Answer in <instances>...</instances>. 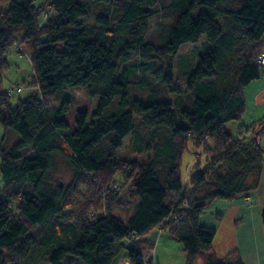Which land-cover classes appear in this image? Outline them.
<instances>
[{
    "label": "trees",
    "instance_id": "16d2710c",
    "mask_svg": "<svg viewBox=\"0 0 264 264\" xmlns=\"http://www.w3.org/2000/svg\"><path fill=\"white\" fill-rule=\"evenodd\" d=\"M36 1L8 0L0 9V82L7 50L17 43L30 58L36 89L15 106L10 100L18 92L0 90V264H37L39 250L49 264H119L125 257L154 264L144 258L153 245L143 237L156 226L181 243L186 264H243L230 260L235 251L218 259L216 230L200 217L214 200L232 201L260 184L264 117L252 125V141L233 137L227 124L245 110L244 87L264 73V0H168L163 9L160 0H94L113 6L118 23L107 27L109 7L96 30L79 21L89 11L85 3ZM160 12L171 18L159 24L164 43L146 41ZM186 43L193 45L192 61L180 54ZM145 67L156 87L146 100L131 101L128 74ZM67 87L98 98L91 115L77 112L75 128L65 118L69 107L53 116L47 109V100ZM115 97L119 108L107 113ZM135 113L143 116V136L134 131ZM10 130L20 139L8 145ZM128 136L147 161L118 157ZM189 144L206 163L196 155L183 178ZM57 155L74 169L68 187L48 184ZM128 207L126 217L115 212Z\"/></svg>",
    "mask_w": 264,
    "mask_h": 264
},
{
    "label": "rangeland",
    "instance_id": "374dc122",
    "mask_svg": "<svg viewBox=\"0 0 264 264\" xmlns=\"http://www.w3.org/2000/svg\"><path fill=\"white\" fill-rule=\"evenodd\" d=\"M44 1L48 0H37L36 4H40ZM81 3H85L89 5V11L86 15L81 16L79 21L82 22V26L87 29L96 30L97 26L100 24V20L98 19L103 14L107 15L108 10L110 13V20L107 25L108 28H114L118 23L116 20L112 18L115 14V8L113 6H109L102 2H96L94 0H78ZM168 0H160V4L158 8L162 9L163 6L166 5ZM8 5V0H0V9L6 8ZM50 9V8H49ZM161 9V11H162ZM53 13V10H50V14ZM171 21L169 16H165L162 12H160L157 16H154L150 21V38L148 35L145 39L146 41L163 44V39L157 35V32L160 30L159 24H167ZM40 22H42V17H40ZM118 36V44L121 43L126 38V30L121 31ZM116 45L115 52H117L122 45ZM193 45L190 43H186L182 45L180 49L181 56L187 57L190 61H192ZM251 51V46L245 51L246 55ZM192 57V58H191ZM7 58L9 62V67L3 72L2 80L0 82V90H9L10 88L20 86L21 91L11 96L10 103L12 106H15L19 99H24L28 94L35 92L36 89L30 86L31 78L33 77V70L30 58L28 54L18 46L17 43L11 45L7 50ZM175 60V59H174ZM137 59H132L129 63L130 65L136 64ZM177 61V60H175ZM133 69L128 74L129 78L133 81L128 90V99L131 101L134 100H146V97L150 96L151 87H156V81L153 79V75L150 72L149 67H145L142 71L136 72ZM177 76L179 72H176ZM140 76V77H139ZM143 81H141V80ZM177 79V78H176ZM179 84L184 86L183 79L178 76ZM149 85L150 87H147ZM244 98H245V110L240 117V119L233 120L227 124V129L229 133L235 137H244L247 141H252L254 134L252 125L255 122H258L264 117V73L260 75V77L252 80L248 85H246L243 89ZM153 96V95H152ZM120 97H115L112 103L105 109L107 113H115L119 108ZM98 98L90 97L86 91L82 88H74L67 87L63 89L57 90L54 95H52L47 100V109L49 115L53 116L55 111L59 107H69L68 112L65 114V118L67 122L75 128V119L78 111H86L89 115H91L97 107ZM129 109L131 106L128 107ZM147 129L143 123V116L141 114H134V131L140 132L141 136L144 135V131ZM1 139V133H0ZM5 143H10L17 141L20 139V135L11 131L7 134L5 138ZM131 137L128 136L124 139L123 145L118 149V157L122 159H136L139 161H147L148 154L146 151L139 152L134 149V146L131 144ZM259 143L261 147L264 148V127L261 129L259 134ZM199 155L201 159V166L203 167L206 163L205 155L198 152L196 153L193 145L189 144V148L184 152L182 156V165H181V175L184 178L186 175V169L188 168V163L190 159L196 160ZM1 163V162H0ZM193 164L191 165V169H193ZM74 179V169L71 164L63 157L62 155H57L54 158L52 168L48 172V184L50 187H54L57 183H61L62 186L68 187ZM251 180V178H250ZM4 187V183L2 181V176L0 172V188ZM117 188V187H114ZM249 196L252 199V203L255 205L260 215V223H259V234L260 238L258 240V247L261 248L263 253V258L261 264H264V224H263V215H261L262 206L264 204V161L262 165V173L260 176V184L259 187L255 190H251L248 192ZM15 206V204L13 205ZM133 208L128 207L120 208L115 212L120 214L122 217H126L132 213ZM181 244V243H180ZM177 248H170L162 246L157 249L156 258L154 264H186V255L182 250V245H179ZM154 251L149 250L148 253L152 255ZM42 251H36L34 257L38 260L37 264H49L48 258L41 260L40 255ZM154 254V253H153ZM123 259L119 261V264H123Z\"/></svg>",
    "mask_w": 264,
    "mask_h": 264
},
{
    "label": "crops",
    "instance_id": "0c3cea01",
    "mask_svg": "<svg viewBox=\"0 0 264 264\" xmlns=\"http://www.w3.org/2000/svg\"><path fill=\"white\" fill-rule=\"evenodd\" d=\"M193 162L194 160L190 159L188 166ZM256 209L248 193L232 201L216 199L205 208L200 223L215 228L213 248L218 259L235 251L236 255L230 258L231 261L240 257L243 264H261L263 253L258 247V240L261 239L258 231L260 215L259 208ZM143 239L153 245L154 251L152 255L148 253L149 251L145 253L146 260L152 258L155 261L157 249L162 246L180 248L181 245L167 229L161 226L150 229Z\"/></svg>",
    "mask_w": 264,
    "mask_h": 264
},
{
    "label": "built area",
    "instance_id": "2783aa9c",
    "mask_svg": "<svg viewBox=\"0 0 264 264\" xmlns=\"http://www.w3.org/2000/svg\"><path fill=\"white\" fill-rule=\"evenodd\" d=\"M44 17H47V14L46 13H44ZM259 62L264 65V55L262 57H260ZM20 90H21V88L19 86H16V87L10 88L8 90V93L9 94H13L15 92H19ZM122 259H123L122 260L123 261V264H129L128 258L125 257V258H122Z\"/></svg>",
    "mask_w": 264,
    "mask_h": 264
},
{
    "label": "water",
    "instance_id": "95a60500",
    "mask_svg": "<svg viewBox=\"0 0 264 264\" xmlns=\"http://www.w3.org/2000/svg\"><path fill=\"white\" fill-rule=\"evenodd\" d=\"M262 215H263V219H264V212H263V210H262Z\"/></svg>",
    "mask_w": 264,
    "mask_h": 264
}]
</instances>
